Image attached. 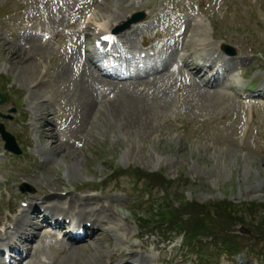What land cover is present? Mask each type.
<instances>
[{
	"label": "rangeland",
	"instance_id": "rangeland-1",
	"mask_svg": "<svg viewBox=\"0 0 264 264\" xmlns=\"http://www.w3.org/2000/svg\"><path fill=\"white\" fill-rule=\"evenodd\" d=\"M164 1L136 0L140 9L129 11L128 19L133 12L147 14L148 10L149 13L157 11L165 4ZM172 1L184 10L179 19L181 33L178 39L160 41L164 47L178 43L177 46H169L170 52L163 50L162 56L174 62L184 52H194V55L197 45L212 42L213 36L218 39L215 41L232 47L239 56L240 61L231 64L234 68L241 67L240 70L244 71L255 65L257 71L251 80L258 77L264 85V71L261 70L264 59V0ZM127 5L117 0H82L74 5L71 0H0V77L10 79V88H19L22 100L17 98L18 108L32 112L25 119L26 125L31 127L22 128L23 124L17 120V113L21 110L9 102L0 106L2 115L12 116L10 120L3 121L6 130L17 136L19 145L27 150L24 157L14 158L4 154L0 139L1 218L4 221L9 216L8 211L16 205L18 211L12 220L24 217H19V210L23 208L21 201L27 205L33 200L35 207L40 208L41 201L51 204L58 195L80 200L90 195L88 191L98 200V205L110 203L106 206L107 215H114V223L105 227L107 231L102 228V232L78 244L77 249L67 253L63 251V257H56L60 246L47 239L39 241L36 238L33 245L39 242V256H45L49 261L56 260V264H100L97 259H102L101 256L102 264H109V255H115V259L120 255L117 251L111 254L114 248L127 254H142L145 251L149 255H144L147 264L154 262L152 258H163L169 261L167 264H190L181 255L179 240L171 247L161 249L159 252L162 253L154 251V246L160 248V243L157 244L160 240L157 239L161 237L158 234L140 244L133 240L138 234L130 221L129 210L133 202L142 200L143 195L135 188L132 190V180L128 176L113 177L106 182L105 188V183L98 184V192H90L86 185L105 179L110 174V165L122 168L124 174L132 168L146 173L161 172L160 183L170 181L166 185L170 202L177 204L176 201L182 198L195 203L194 210L198 209L201 218L204 216L203 206L222 200L236 204H264V99H255V103L247 106L253 115V122L250 123L243 103L235 99L238 89H233L231 93L218 90L219 94H210L211 97L206 91H198L200 86L190 87L191 83L184 84V81L178 80L174 72L141 85L129 87L125 84L117 89L108 87L107 90L97 85V81H92L94 74L83 84L78 83L79 66L86 60L81 51L82 45L90 48L93 37V30L86 33V37L76 35L83 19L94 16L95 22H102V18L105 21L116 20L124 15L126 10L122 6ZM110 14H113L112 19L106 18ZM170 15V19L175 20V14ZM152 26L155 28L156 24L152 23ZM37 32L52 38L42 42ZM146 33L142 30L130 41L138 51L141 45L154 44L157 47L159 43L154 42L152 30ZM184 33L187 36L185 44ZM160 37L157 35V38ZM28 67L37 72L34 78H26L24 69ZM204 71L208 80L213 70ZM182 74L189 76L185 72ZM231 78L227 77L229 84H233ZM32 84L35 87H31ZM112 89L116 99L106 103L114 95ZM88 93L93 100L97 99V104L85 113L83 103L87 97L90 99ZM13 109L15 113H9ZM248 124L245 136L243 128ZM38 126L41 127L39 131ZM50 148H59L61 159L48 153ZM75 159L79 161L80 173L72 178L69 169ZM23 185L33 191L21 192ZM136 188L141 186L136 185ZM153 189L152 198L160 199L163 196L160 189ZM63 213L74 215L67 210ZM251 218L256 220V216ZM199 220L206 225V219ZM115 224L118 225L115 227ZM119 225L121 230L117 228ZM22 226L31 230L30 226ZM238 229L239 236L248 239L244 244L264 247V227H260L259 223L254 222L253 227L246 226L244 229L238 225L233 228L232 234L238 235ZM20 232L18 229L15 231L16 234ZM22 241L17 240L19 244ZM25 246L24 249H28L30 244ZM127 246L128 252L125 249ZM165 261L163 264H166ZM219 261L221 264L237 263V260ZM0 264H3L1 259Z\"/></svg>",
	"mask_w": 264,
	"mask_h": 264
},
{
	"label": "bare ground",
	"instance_id": "bare-ground-1",
	"mask_svg": "<svg viewBox=\"0 0 264 264\" xmlns=\"http://www.w3.org/2000/svg\"><path fill=\"white\" fill-rule=\"evenodd\" d=\"M124 19H126V17L125 18L118 17V19H116V20H114V18H113L111 21L103 20L102 23H101V21L98 22L99 24H97V27H96L97 36L100 37L102 35L110 33L112 30H115L117 27H119L122 24ZM89 20L90 19H88V21L86 22V27H87V25H92V22L94 21V19L90 20V21ZM107 22H109L110 24H108ZM34 44H37V43H34ZM221 46L222 45L220 43L219 44L218 43H216V44L208 43L206 45H204V43H203L200 45V47H201L200 52H201L202 56L210 57L211 54L215 55L217 52H221V49H220ZM167 49L169 50L170 47H168ZM189 60L190 59L188 56L184 57L183 67L179 71L185 72L186 74L192 75V76L195 75V73L196 74L200 73L202 71V69H200L198 67H195V69H196L195 73L189 71L188 65H187ZM84 64H85V66H84ZM84 67H86V69H84ZM172 69H174V68H173V66H171V64L163 67L162 71L164 73L155 74V77L153 78L152 81H154L156 79H160L161 77H163L169 73H173L174 71H171ZM87 70H88V72H87ZM82 72H85L86 74H84ZM82 72L79 74V76H80V81H78L79 84H83V82H86L88 80L89 76H90V78H92V74H94L95 78H92L93 82L95 80L98 83L97 85L103 84V86H110L107 82H105L104 80L101 79V77L96 73L93 64H91L90 62L89 63H86V62L82 63ZM157 72H154V73H157ZM24 73H25L26 78H34L35 75L37 74V72L33 71L31 67L25 68ZM147 82H150V81H145L142 83H147ZM125 84H127V85H125ZM116 85H119V87L122 85L129 86V87L131 85L135 86V84L125 82L122 84L111 85V87L117 89L118 86H116ZM112 93H114L113 89H112ZM90 94L91 93H88V95L90 96V99L88 100V97H87V100H85V103H83L85 113L86 112L88 113V109L92 105H93L92 106V109H93L95 104H97V99L93 100ZM115 99H116V95L114 93V98L112 100L109 99L108 103L113 102ZM37 114H39V111ZM37 118H39V116H37ZM38 120H40V119H38ZM39 130H41V127H39L38 131ZM50 149H52V148H50ZM50 149L47 150L48 153H52L54 155H57L61 159L62 152H60L58 150L59 148L52 149V150H50ZM73 162L74 163H72L71 168L69 169V174L72 178H75L80 173V170H79L80 166H79L78 159L73 160ZM56 198H57L56 201H54L52 204H50L48 202H44V204H42V205H47L46 203H48L46 208L50 211V214L52 216V220H54L56 222V224H58V219H60V218L67 219L65 216L62 217L64 208H66L68 211L74 212L75 218H73V219L74 220L76 219L78 222L82 223V226L87 225V223H91V227L93 228L92 229L93 235L95 234L96 230H98V229L102 230L101 229L102 227L114 223V219H113L114 215L113 216L107 215L108 214V208H106V206H99L97 204V202H95V198H93L91 195H88L85 197L83 196V197H81V199L79 198L80 200H78V198L74 199L73 197L62 198V197L58 196ZM28 210H32V211L36 210L35 204L33 202L29 203ZM22 224H24L25 226H32L34 224V220H28L24 217H22L19 220H16V222L13 223L12 229L14 231L17 229H20V230L22 229V231L18 234L12 233L10 238L3 236V235H7V233L5 232L3 235H0V240H6L8 242L7 245L5 246L6 249H8V250L12 249L16 252L20 251L19 253H21V255H24V257H22L23 258L22 260H25L26 258H28V262L26 264H35L36 260L38 259V255L40 254L39 248H37L36 250H33V247H30L26 250H23V252H22L21 247L19 248V246L16 244V241L22 239V240H24V242H30V241L35 242V239L38 238V236H40V235L37 233L31 234V233L26 232L25 229L22 228ZM117 228L121 230V227L117 226ZM49 237L50 236H46L47 239ZM13 238H14V240H12ZM41 240H42V238H41ZM70 242L71 243L68 244L69 246H67V244H66V246L64 248L58 250L56 257H63V251H65L67 253V252H70L72 250L77 249L75 247L79 246V245L74 244L76 242H74L72 240ZM1 248L2 247H0V250H1ZM116 251L119 252L120 255L117 256V259H115V255H109V259L111 261L109 264H137V261L140 262L141 264H146L145 256L143 254L137 255L138 252L135 254H132V253L127 254V253L123 252L122 250H119V248H117V249L114 248V251L111 254H114ZM131 251H134V250H131ZM98 256H101V255L98 254ZM101 258L103 259L102 256H101ZM102 259H97L100 264L103 263ZM20 262H21V260H20ZM55 262H56V260L52 259V260H50V263H48V264H56ZM94 262H95V260H94Z\"/></svg>",
	"mask_w": 264,
	"mask_h": 264
},
{
	"label": "trees",
	"instance_id": "trees-1",
	"mask_svg": "<svg viewBox=\"0 0 264 264\" xmlns=\"http://www.w3.org/2000/svg\"><path fill=\"white\" fill-rule=\"evenodd\" d=\"M214 206H212L211 208H213L216 213V216H214V218L218 219V223L216 224L218 229L216 228V231L219 234L217 235L222 237L227 253L231 254V253L238 252L239 249L242 247V245H244L243 243L245 241H248V239L242 238L240 236H234L232 234L233 226L240 224L243 227H246V226L253 227L255 220H253L251 216H254L255 218V216L257 217L258 215L264 213V206L256 205V204H250V205L241 204L240 205L241 207H238L237 205H234L228 202H223L220 204H216ZM209 207L210 206H208V208ZM189 208L190 206L188 207V209ZM240 209L241 211H239ZM239 213H241V215H239ZM185 216L187 218L184 219L185 221H183V224L188 225L191 222L190 225L192 227H197V229H199L200 227L197 233L203 234V231L201 232V229L206 230L209 228L208 225L205 226L204 224H202L203 223L202 220H199L202 218L200 217L198 213H195L194 215L188 213ZM208 219L209 221H212V219L210 218ZM194 221H197L196 225L193 224ZM197 224H199V227L197 226ZM260 227H264V222L263 224H261ZM248 232L249 231L247 230V233ZM211 235H213V232H211L209 236L211 237ZM202 236L206 237V235H202ZM215 237L216 236L214 234V238ZM253 249H254L253 251L256 254H262L264 256V247L260 248L258 244H254Z\"/></svg>",
	"mask_w": 264,
	"mask_h": 264
},
{
	"label": "water",
	"instance_id": "water-1",
	"mask_svg": "<svg viewBox=\"0 0 264 264\" xmlns=\"http://www.w3.org/2000/svg\"><path fill=\"white\" fill-rule=\"evenodd\" d=\"M11 145H13V142L11 143Z\"/></svg>",
	"mask_w": 264,
	"mask_h": 264
}]
</instances>
